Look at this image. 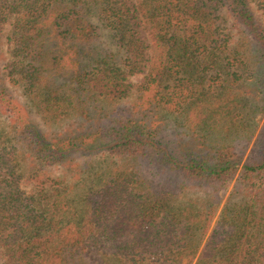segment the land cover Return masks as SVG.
Listing matches in <instances>:
<instances>
[{
  "label": "trees",
  "instance_id": "16d2710c",
  "mask_svg": "<svg viewBox=\"0 0 264 264\" xmlns=\"http://www.w3.org/2000/svg\"><path fill=\"white\" fill-rule=\"evenodd\" d=\"M252 2L0 0V34L11 21L14 30L11 62L5 74L0 70V107L34 161L29 180L81 156L140 159L183 182L210 184L183 189H219L237 174L246 180L264 175V126L245 162L254 133L244 116L251 113L237 121L240 101L230 95L248 83L255 111L264 113V0L255 1L260 15ZM95 16L112 32L122 60L95 54ZM140 74L139 90L155 91L148 106L157 115L185 113L207 127L213 114L224 115L226 131L246 130L244 137L210 146L203 135L199 149L166 138L162 127L142 119L111 117L107 104L127 98L130 77ZM7 82L23 89L45 123L77 116L93 119L94 128L48 137ZM18 160V149L0 140V264H107L110 258L124 264H264L263 188L248 203L227 202L200 250L222 198L212 196L211 204L199 207L176 196L181 192L144 191L136 174L111 172L72 208L61 188L25 190Z\"/></svg>",
  "mask_w": 264,
  "mask_h": 264
},
{
  "label": "rangeland",
  "instance_id": "374dc122",
  "mask_svg": "<svg viewBox=\"0 0 264 264\" xmlns=\"http://www.w3.org/2000/svg\"><path fill=\"white\" fill-rule=\"evenodd\" d=\"M255 1L256 0H253L251 6L256 14L260 15L259 9L255 6ZM92 22L99 27L100 32V36L92 42V49L95 54L104 57L112 53L115 57V61L118 62L122 60L123 53L117 46L112 32L104 28L96 16L92 18ZM13 37V21H11L0 34V70L2 74H5L6 65L9 64L12 59V44L10 39ZM144 76L145 74H140L130 77L129 82L133 85V88L131 89L129 96L123 100L107 104V109L110 110L112 115L111 117H133L138 120L142 119L147 126L153 128L159 126L162 127V133L166 138L173 139V137H176L182 143H191L199 149L201 148L199 138L200 141H202L203 135L207 137V139L204 138L203 141L209 143L210 146L216 145L219 142L222 143L227 139L240 140L244 137L243 135L246 130H243L240 133H238L239 128L237 131H226L227 119L223 118L224 115L213 114V116L210 117L213 119H208L209 127L196 124V119L188 120L185 113L167 115L165 112H161L160 115H157L155 111H151V108L148 106V102L150 101L155 103V101H153L155 99V91L151 89L143 93L139 90V85L143 82ZM7 86L11 95L17 103L21 105L23 112L28 116L29 120L37 125L42 132L50 138L56 135L71 134L73 132L74 134H87L95 126V121L93 119L85 120L77 116L66 118L55 124H47L43 121L41 115L31 106L21 87L13 86L8 82ZM248 87L249 84L245 83L244 87H237L236 90L230 93V95L237 97L240 101V107L237 110V113L240 115L239 117L236 116L237 121H241V115L251 113L248 118L247 116H244V123L248 124L250 122L254 133L245 152V162L252 160L251 153L253 152L254 144L258 134L264 126V113H262L261 110L258 112L255 111L257 101H255V98ZM11 124L14 123L7 117L0 107V140L10 143L18 149V162L21 168L20 174L23 176L22 183L25 190L29 191L33 185H43L51 190L61 188V190H65L64 193L68 195L70 200L69 203L72 208H79L83 203L82 198L89 188L101 187L111 172L136 174L140 185L145 186L143 189L144 191L153 190L159 193H164L169 190L174 193L181 192V194L176 196L182 197L185 195L187 199H193L199 207L211 204L212 196L216 197V201L222 198L221 203L215 212V216L210 223L209 230L201 243L200 250L204 247L209 234L219 220L221 211L227 202L231 203L230 205L235 203H248L252 198H255L254 192L258 191V188H263L259 191V198L264 195V175L246 180L242 174H237L226 187L224 186L219 189L205 186H187L186 189H183L182 185L210 184L183 182L181 176L162 172L161 169H159V166L146 163V161L140 159L116 160L114 162V160L104 161V159L94 156L72 157L73 159H70L65 163L45 168L41 176L32 182L29 178L34 175L33 171H36L34 161L24 144H21L14 137ZM209 199L210 202H208ZM174 203L176 205L179 204L177 201H174ZM84 209L86 210L85 206ZM2 261H4L3 258ZM107 264L124 263L110 258L108 259ZM184 264H187V262H184Z\"/></svg>",
  "mask_w": 264,
  "mask_h": 264
}]
</instances>
